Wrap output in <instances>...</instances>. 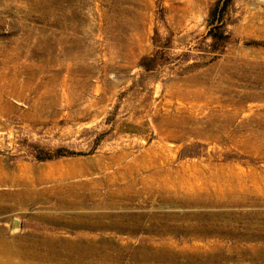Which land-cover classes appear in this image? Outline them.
Returning a JSON list of instances; mask_svg holds the SVG:
<instances>
[{
  "label": "rangeland",
  "instance_id": "rangeland-1",
  "mask_svg": "<svg viewBox=\"0 0 264 264\" xmlns=\"http://www.w3.org/2000/svg\"><path fill=\"white\" fill-rule=\"evenodd\" d=\"M217 1L0 0V264L48 263L23 256L28 248L39 256L52 254L58 264L68 259L73 241L79 248L91 241L110 254L120 251L118 264H151L135 260L141 252L134 253V246L164 241L180 250L192 244L189 234L149 228L150 219H157L150 215L184 208L141 183L129 205L117 200L107 210L90 198L98 194L105 201L129 178L101 183L104 177L152 150L163 154L159 163L166 169L227 165L264 183V0L229 1V38L215 52L209 23ZM197 87L210 94L184 97ZM250 93L257 98L246 102L228 128L217 129L215 117L206 116L231 96ZM206 102L210 106L198 110ZM192 108L205 122H190V131L177 126ZM60 147L75 155L39 160L43 150ZM99 160L102 167L93 165ZM74 163L87 168L61 176ZM83 182L90 186L76 188ZM58 191L85 193L91 202L70 206L57 199ZM129 208L141 210L136 214L147 225L135 233L73 223L77 213L107 222ZM245 208L259 215L230 221L240 232L226 237L229 259L223 264H264V202ZM16 218L21 225L13 230ZM17 247L22 251L14 252Z\"/></svg>",
  "mask_w": 264,
  "mask_h": 264
},
{
  "label": "bare ground",
  "instance_id": "bare-ground-1",
  "mask_svg": "<svg viewBox=\"0 0 264 264\" xmlns=\"http://www.w3.org/2000/svg\"><path fill=\"white\" fill-rule=\"evenodd\" d=\"M206 93H209V90L197 87L195 89H187L184 97L201 99L206 96ZM210 96L212 97V95ZM252 98H257V96L251 93L239 95L238 98L231 96L229 98V103L223 104L222 109L216 111L215 109H210L206 116L211 115L215 117V120L213 121H218L216 125L217 129L228 128L229 125L236 121L237 117L239 118V116L243 114L246 102ZM209 106V102H206L201 104L198 110H204V108ZM188 111H190L189 114L187 112L184 116L181 115L176 120L175 124L177 126L190 131L192 129L188 127L190 122H205L204 119L193 116V112L197 111V109L192 108ZM245 114L246 113H244V115ZM248 118L245 120H248ZM251 119L253 118L251 117ZM162 158V153L152 150L150 153L148 152L147 154L136 157L133 162L131 161V163L126 164L120 172H111L112 174L109 173L106 175L101 183H117L120 180L123 181L127 178L129 179L123 182L124 184H122V186L120 185V187H117V189L115 188V190L108 193V197H105L104 199L105 201L101 200V197H99L98 194H93L90 197L88 195L86 196L85 193L75 194L72 191L70 193H61L58 191L56 193L57 199L70 206H79L84 205L85 202L87 203V199L90 197L92 200L95 199L94 202L97 201L96 204L94 202L93 204L100 207L102 206L108 210L117 203V200H123V203L129 205L131 200L140 194L137 193L138 191H136L135 188H137L138 183H141L143 189L155 191L159 194V196H162L163 198L173 202L175 205H179L184 208V210L179 212L173 211L163 214L150 215L149 217L152 216L153 219L157 217V219H150L152 223L149 228L156 229L161 233L176 234L183 232L189 234L193 237V243L180 248L181 251L177 249V244L172 242L162 241L157 243V241H155V243H143V245L140 243V245L134 246L133 248H138L134 253L141 252L138 257L134 256L136 261L141 262L153 260L154 262L151 264H223L229 259L225 253V251L229 249L227 241L225 242L226 237L240 232L236 226H232L230 224V221H240L243 219L257 217L259 215L257 213L253 214L247 211L245 207L258 206L264 202V183L262 182V179L255 174L245 175L243 173L236 172L232 167L227 165L210 166L208 164V166L203 165L204 169L201 168L202 170H199L200 168L187 169L189 166H184L178 169H166L161 167L162 164L160 166L159 161H161ZM111 159L115 161L118 158L117 156H111ZM103 162L104 161L99 160L94 162L93 165L102 167ZM86 166V163L79 165L74 163V165L60 170L61 176L83 173L85 168H87ZM139 170H145L147 172L146 175L137 177L135 173ZM3 180L7 181L6 179ZM11 180L14 182H20V179L17 177L11 178ZM87 182H83L81 185L75 186L76 188L82 187L84 190L91 184L90 181V184ZM250 182H252V184ZM115 207L116 206H114V208ZM235 207H240V209H234ZM128 211V213H125L119 219L118 216L120 215H115L117 218L107 222H99V219L98 222H92V220L89 221V218L88 220H86L87 218L85 219L86 215H84V213H77L78 216H76L78 217V220H73V223L85 224L87 226H91L94 223V225H98L97 227L126 230L130 233H135L137 230L147 226L141 220L143 218V214H136V212H140L141 210L132 208ZM142 213H144V215H149L146 210H142ZM90 217L92 218L93 216L90 215ZM95 217L97 216L95 215ZM127 219L132 220L126 221ZM242 232L244 233V238L249 237V231L244 229ZM79 234L83 238L85 237V233ZM208 236L212 238L209 241L205 240ZM87 243L88 244L85 245H90L85 246L84 248H79L77 241L75 243L73 241L70 245L69 252L67 253L68 259H62L61 262L57 261L56 263H119L116 257L120 256V251L116 254H110L106 249L102 247L98 248L92 245L91 241H88ZM122 244L131 247V244H128V242ZM150 245L152 252H149ZM17 251L21 252L22 249L17 247L14 252ZM21 254L32 259L36 258L41 261L48 262L47 264L55 263L53 262L55 259L52 254L39 256L29 248L22 251ZM179 255L184 257L183 261L179 259ZM108 260L111 261L108 262Z\"/></svg>",
  "mask_w": 264,
  "mask_h": 264
},
{
  "label": "trees",
  "instance_id": "trees-1",
  "mask_svg": "<svg viewBox=\"0 0 264 264\" xmlns=\"http://www.w3.org/2000/svg\"><path fill=\"white\" fill-rule=\"evenodd\" d=\"M230 0H218L215 7L212 9L210 13V33L213 37L212 47L213 51L217 52L222 49L224 44L228 41V34L225 32L224 28V12L225 8L228 5ZM147 59H143L142 65L145 68H152L150 65L146 63ZM75 155V153L67 151L64 147H60L55 151H47L43 150L39 153L38 158L41 161L57 159L65 156Z\"/></svg>",
  "mask_w": 264,
  "mask_h": 264
},
{
  "label": "water",
  "instance_id": "water-1",
  "mask_svg": "<svg viewBox=\"0 0 264 264\" xmlns=\"http://www.w3.org/2000/svg\"><path fill=\"white\" fill-rule=\"evenodd\" d=\"M20 225H21V220L16 218V219H14V221L12 223V229L17 230L20 228Z\"/></svg>",
  "mask_w": 264,
  "mask_h": 264
}]
</instances>
